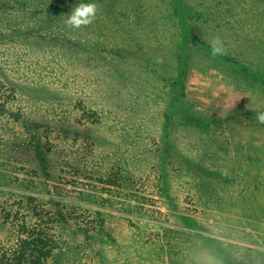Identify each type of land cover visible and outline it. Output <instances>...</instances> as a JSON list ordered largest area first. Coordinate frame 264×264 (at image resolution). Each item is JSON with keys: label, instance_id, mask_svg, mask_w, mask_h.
<instances>
[{"label": "rangeland", "instance_id": "1", "mask_svg": "<svg viewBox=\"0 0 264 264\" xmlns=\"http://www.w3.org/2000/svg\"><path fill=\"white\" fill-rule=\"evenodd\" d=\"M259 112L264 0H0V264H264Z\"/></svg>", "mask_w": 264, "mask_h": 264}, {"label": "clouds", "instance_id": "2", "mask_svg": "<svg viewBox=\"0 0 264 264\" xmlns=\"http://www.w3.org/2000/svg\"><path fill=\"white\" fill-rule=\"evenodd\" d=\"M99 5L96 3H80L78 4L66 20V26L71 29H80L92 24L96 18L99 10ZM210 55L215 58L226 54L224 41L216 36L210 43ZM161 62V61H158ZM256 121L260 124H264V112H259L256 115Z\"/></svg>", "mask_w": 264, "mask_h": 264}, {"label": "trees", "instance_id": "3", "mask_svg": "<svg viewBox=\"0 0 264 264\" xmlns=\"http://www.w3.org/2000/svg\"><path fill=\"white\" fill-rule=\"evenodd\" d=\"M41 253H42V256L39 257L40 261H36V264H42L44 262L45 258H46V252H43V250H42Z\"/></svg>", "mask_w": 264, "mask_h": 264}]
</instances>
